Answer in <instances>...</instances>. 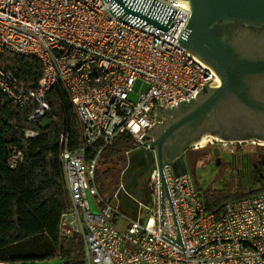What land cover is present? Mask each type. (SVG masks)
Wrapping results in <instances>:
<instances>
[{
	"label": "built area",
	"instance_id": "2783aa9c",
	"mask_svg": "<svg viewBox=\"0 0 264 264\" xmlns=\"http://www.w3.org/2000/svg\"><path fill=\"white\" fill-rule=\"evenodd\" d=\"M158 1L175 8L176 24L166 32L117 18L106 0H0V55L32 56L42 68L37 86L26 87L0 67V89L15 106H31L28 120L50 112L46 95L52 87L60 86L72 104L80 137L73 146L66 133L59 134L71 205L58 228L65 238L79 237L81 264H264V190L210 211L189 172L175 176L171 162L164 164L184 249L161 236L175 238L176 230L166 197L159 222L157 167L149 176L147 203L138 202L145 207L143 218L113 203L121 184L108 196L98 190V159L117 136L126 133L132 150L142 148L148 129L160 120L156 106L188 101L212 79L208 87L218 84V76L177 43L189 10L177 0ZM137 81L144 91H134ZM131 93L136 100L129 99ZM23 135L29 140L39 132L24 128ZM21 160L13 149L9 166Z\"/></svg>",
	"mask_w": 264,
	"mask_h": 264
},
{
	"label": "water",
	"instance_id": "95a60500",
	"mask_svg": "<svg viewBox=\"0 0 264 264\" xmlns=\"http://www.w3.org/2000/svg\"><path fill=\"white\" fill-rule=\"evenodd\" d=\"M106 1L117 18L139 28L150 24L166 32L176 24L175 8L158 0ZM177 5L190 12L177 43L219 82L215 87L207 84L216 79L202 84L188 101L156 106L162 123L148 129L151 138L142 148L126 154V168L134 159L151 161V171L158 168L159 222L163 224L166 197L176 230L175 238L162 231L161 236L184 249L162 166L171 162L175 176L187 173L185 151L203 136L224 142L264 141V0H177ZM121 189L128 192L126 185Z\"/></svg>",
	"mask_w": 264,
	"mask_h": 264
},
{
	"label": "trees",
	"instance_id": "16d2710c",
	"mask_svg": "<svg viewBox=\"0 0 264 264\" xmlns=\"http://www.w3.org/2000/svg\"><path fill=\"white\" fill-rule=\"evenodd\" d=\"M0 67L13 72L26 87H36L42 77L39 60L9 51L0 55ZM50 112L28 120L31 106L18 107L0 89V263H32L53 257L63 264H81L82 244L78 236L65 238L58 224L62 212L70 208V198L59 158V134L64 132L75 146L80 137L79 124L65 91L52 87L46 95ZM24 128L37 130L39 135L27 140ZM133 148L130 136L122 133L103 150L96 166V183L102 195L108 186L100 181L99 165L117 162L126 164V151ZM20 151L22 160L16 167L8 163L10 152ZM264 149V146H259ZM264 190L248 192L225 190L204 196L205 208L219 211L229 200Z\"/></svg>",
	"mask_w": 264,
	"mask_h": 264
},
{
	"label": "rangeland",
	"instance_id": "374dc122",
	"mask_svg": "<svg viewBox=\"0 0 264 264\" xmlns=\"http://www.w3.org/2000/svg\"><path fill=\"white\" fill-rule=\"evenodd\" d=\"M145 89L146 85H141L140 81H137L134 85L135 92L144 91ZM129 99L136 100L137 94L131 93ZM147 137H149V134ZM207 138L209 141L203 146H197L196 149H193L195 153H189L188 155V172L196 187L204 196L209 193H219L231 189L232 192L249 193L251 190L258 189L264 183V149H259V146H264L262 143H258L257 140L238 142L237 144L222 142L217 145L219 152L222 154L220 163L217 165L211 161L213 154L211 147H209L212 146L211 141L216 142V140L212 137ZM103 168L107 169L108 165L100 164L99 169L102 170ZM146 201L144 202L147 203ZM144 213L145 207L141 206L139 216L143 218ZM15 264L21 263L15 262ZM28 264H63V259L53 257Z\"/></svg>",
	"mask_w": 264,
	"mask_h": 264
},
{
	"label": "flooded vegetation",
	"instance_id": "af4514ba",
	"mask_svg": "<svg viewBox=\"0 0 264 264\" xmlns=\"http://www.w3.org/2000/svg\"><path fill=\"white\" fill-rule=\"evenodd\" d=\"M160 123H162V121L158 120L153 125V128L155 126L159 125ZM150 138L151 137L149 136V137H147L146 140H148ZM213 139L216 140L215 138H213ZM222 142H224V141H220V140H216V142L211 141L212 146H209V147H211L212 154H213L211 161H213L215 163H216V160H218L220 163V158H221L222 154L219 152L217 145H219ZM232 143L237 144L238 142H232ZM192 146H194V145H192ZM192 146L189 147L185 151V157H186L188 164H189V158H188L189 153H195V150H193V149L197 148V147H192ZM130 151H132V150H130ZM127 165H128L127 159H126L125 165H121L119 163V161L112 162V163H108L107 169H105L104 171L103 170L101 171L100 181L106 182V185L108 186V193L115 190L119 186V184H121V185L126 184L127 186L130 185L132 187L133 191L135 193H137V195L148 196V182H149V176L151 173L153 163L151 161H148V160L143 161V160L134 159L131 163H129L128 168H126ZM125 168L127 169L126 171H124ZM132 181H133V184H132ZM121 190L122 189L119 190L117 198H116L118 206L125 202L123 195H125L126 193H124V194H123V192L121 193Z\"/></svg>",
	"mask_w": 264,
	"mask_h": 264
},
{
	"label": "crops",
	"instance_id": "0c3cea01",
	"mask_svg": "<svg viewBox=\"0 0 264 264\" xmlns=\"http://www.w3.org/2000/svg\"><path fill=\"white\" fill-rule=\"evenodd\" d=\"M127 188H128V192H126V194L123 195L125 202L123 204H120L119 207L123 210L124 213L136 217L140 213V206H138V202H144L148 200V196L137 195V193L133 191L130 185L127 186ZM119 223L123 225L121 219L119 220Z\"/></svg>",
	"mask_w": 264,
	"mask_h": 264
},
{
	"label": "bare ground",
	"instance_id": "6f19581e",
	"mask_svg": "<svg viewBox=\"0 0 264 264\" xmlns=\"http://www.w3.org/2000/svg\"><path fill=\"white\" fill-rule=\"evenodd\" d=\"M217 82H219V80H217ZM207 137H211V136H203L200 140L197 141V143L195 142L194 145L203 146L207 141H209V139H207ZM261 143H262V145H264V141H262Z\"/></svg>",
	"mask_w": 264,
	"mask_h": 264
}]
</instances>
